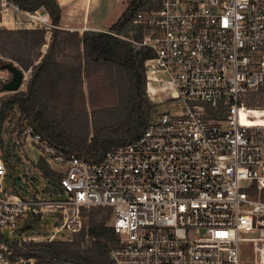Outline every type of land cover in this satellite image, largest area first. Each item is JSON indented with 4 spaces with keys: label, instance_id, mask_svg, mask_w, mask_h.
Masks as SVG:
<instances>
[{
    "label": "built area",
    "instance_id": "1",
    "mask_svg": "<svg viewBox=\"0 0 264 264\" xmlns=\"http://www.w3.org/2000/svg\"><path fill=\"white\" fill-rule=\"evenodd\" d=\"M128 23L109 32L150 50L144 89L151 103H169L98 161L25 124L23 137L57 166L61 193L4 189L0 151V264H37L18 233L30 214L59 212L56 231L72 234L84 227L81 208L98 205L112 210L113 264H242L244 242L250 264H264V120L245 102L264 93V0H152ZM0 26L47 37L57 25L43 5L0 0ZM0 57L22 72L17 89H2L12 71L0 67L1 102L26 90L32 66Z\"/></svg>",
    "mask_w": 264,
    "mask_h": 264
},
{
    "label": "trees",
    "instance_id": "2",
    "mask_svg": "<svg viewBox=\"0 0 264 264\" xmlns=\"http://www.w3.org/2000/svg\"><path fill=\"white\" fill-rule=\"evenodd\" d=\"M16 1L22 7L30 9L43 5L49 10L52 22L56 25L59 23L61 9L57 0ZM151 2L152 0H127V5L107 30L86 29L79 32L52 27V40L63 33L66 41L77 48L81 55L78 67L74 69L67 68L66 62L59 60L53 53V42L48 44L44 53L41 52L40 47L45 42L43 29H11L0 26V55L18 60L23 67L32 66L26 90L9 92L1 98L0 151L5 165L12 166L3 137L5 123L11 120L12 113L17 120L22 119L25 124H31L43 138L55 146L88 161L100 160L111 147L141 134L151 119L152 107L156 104L151 103L144 92V59L151 52L144 48L134 50L127 41L109 31H127L132 13L140 7L149 6ZM4 64L5 61L0 57V67ZM100 67H105L109 72L116 68L123 73L127 95L122 107L117 110V116L105 114L99 121H90L82 101L84 92L81 90L80 76L82 70H97ZM259 92L255 91L250 97ZM247 100L248 98L245 102L252 107L261 105V102ZM35 165L40 176L45 177V183L51 187V195L48 196H59L61 174L42 156L37 158ZM14 172L13 166L10 182L15 190L26 196L41 191L38 182L25 184ZM100 210L105 212L97 217ZM55 215L54 224H57L60 222L59 212ZM44 216L43 213H34L24 218L18 227L19 236L24 237V231L31 225H36L42 231L48 230L49 218L45 217L44 222L40 221ZM81 216L84 227L76 233L88 236L90 250L85 254L77 248L69 247L68 242L58 239L25 240V253L32 255L37 264H57L53 260L67 261L69 264H113L109 250L116 237L111 223H107L112 218L111 207H82Z\"/></svg>",
    "mask_w": 264,
    "mask_h": 264
},
{
    "label": "rangeland",
    "instance_id": "3",
    "mask_svg": "<svg viewBox=\"0 0 264 264\" xmlns=\"http://www.w3.org/2000/svg\"><path fill=\"white\" fill-rule=\"evenodd\" d=\"M110 3L108 0L107 4ZM109 12V11H108ZM63 33L58 34L53 40L50 39L45 41L49 43H54V51L53 53L61 60L62 62H66L67 68L74 69L78 67V61L80 60V54L78 50L71 44H69L67 39L63 36ZM48 43V44H49ZM46 44H42L40 50L44 53L47 49ZM75 74H73L74 76ZM81 82V90L84 92V96L82 98L83 103L88 111V117L90 121H99L101 116L107 114L112 116H117V110L122 107L123 102H125V97L127 95V85L125 77H123V73L116 68H114L113 72H109L105 67H100L95 70H82L80 76ZM145 95L148 100L149 97L144 89ZM255 101L261 102V105L258 109L253 108L256 119L264 120L262 113L264 111H259L264 107V93L259 92L254 97L248 98L247 101ZM150 102H152L150 100ZM169 102L163 101L160 103H156L152 107V112L150 117L154 118L156 115L162 111ZM263 105V106H262ZM9 122L5 123L6 130L3 133V137L5 140V147L9 150L10 162L12 164L11 167L5 165L6 174L4 180L2 181V186L6 190H13L12 183L10 182L11 174L14 166V174L15 176H19V178L25 182V184L38 182V187L41 188V191H37L38 194L41 195H51V187L47 183H45V177L40 176L39 170L37 169L35 162L41 153L39 149L33 145L30 141L26 140L21 132L22 126L25 125V120L20 119L17 120L16 115L12 116ZM119 115V114H118ZM22 120V121H21ZM22 122V125H20ZM54 168L57 169V166L52 164ZM25 184L24 187H25ZM16 186L18 187V183L16 182ZM25 194V193H24ZM105 211L100 210L97 217L102 216ZM45 216L41 218V222H44V218H49L47 225L49 229L46 231L40 230L36 225H31L28 227L24 233L27 240H50V239H58L63 240L69 243V247L77 248L83 254L86 251L90 250V242L88 241V236H81L78 233H67L65 230L56 231L59 223L54 224L55 214H44ZM111 223V220L107 221V223ZM243 254V262L242 264H250V254L248 252V244L246 242L242 243ZM52 262L57 264H69L67 261L63 260H53Z\"/></svg>",
    "mask_w": 264,
    "mask_h": 264
},
{
    "label": "crops",
    "instance_id": "4",
    "mask_svg": "<svg viewBox=\"0 0 264 264\" xmlns=\"http://www.w3.org/2000/svg\"><path fill=\"white\" fill-rule=\"evenodd\" d=\"M57 2L61 10L56 27L79 32L86 29L107 30L127 5V0H110L109 4L108 0H57ZM50 37L51 30L49 36L45 38L49 40ZM48 43L44 42L46 47Z\"/></svg>",
    "mask_w": 264,
    "mask_h": 264
},
{
    "label": "water",
    "instance_id": "5",
    "mask_svg": "<svg viewBox=\"0 0 264 264\" xmlns=\"http://www.w3.org/2000/svg\"><path fill=\"white\" fill-rule=\"evenodd\" d=\"M5 66L12 71V77L7 82L3 83L1 88L7 90H15L21 82V69L13 65L11 62H6Z\"/></svg>",
    "mask_w": 264,
    "mask_h": 264
},
{
    "label": "bare ground",
    "instance_id": "6",
    "mask_svg": "<svg viewBox=\"0 0 264 264\" xmlns=\"http://www.w3.org/2000/svg\"><path fill=\"white\" fill-rule=\"evenodd\" d=\"M255 115V114H254ZM255 116H257V115H255Z\"/></svg>",
    "mask_w": 264,
    "mask_h": 264
}]
</instances>
